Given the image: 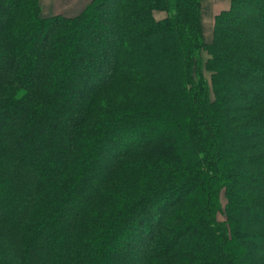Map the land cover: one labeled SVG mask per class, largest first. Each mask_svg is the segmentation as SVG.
<instances>
[{"label": "trees", "instance_id": "16d2710c", "mask_svg": "<svg viewBox=\"0 0 264 264\" xmlns=\"http://www.w3.org/2000/svg\"><path fill=\"white\" fill-rule=\"evenodd\" d=\"M200 4L0 0V264H264V0Z\"/></svg>", "mask_w": 264, "mask_h": 264}, {"label": "rangeland", "instance_id": "374dc122", "mask_svg": "<svg viewBox=\"0 0 264 264\" xmlns=\"http://www.w3.org/2000/svg\"><path fill=\"white\" fill-rule=\"evenodd\" d=\"M91 0H39L40 6H41V13L43 16H50L53 14H64L68 16H73L78 14L84 7L90 2ZM203 1V0H201ZM210 1L213 0H204V5L201 2L200 9H201V22H202V35L203 39L206 42H210L213 36L214 27H215V21L217 14L212 17V20H206V16L204 15L206 10L203 9L205 6H208V3L210 4ZM231 1V0H230ZM160 11V10H159ZM223 11V10H221ZM220 11V12H221ZM219 12V13H220ZM204 18V21H203ZM207 36V37H206ZM207 50H203L201 52L202 59L205 60L208 56ZM170 64H172L170 62ZM169 69L171 71L175 68V66H168V62H165L162 64V68ZM206 75L208 76L209 73L206 72ZM224 200V199H223Z\"/></svg>", "mask_w": 264, "mask_h": 264}, {"label": "crops", "instance_id": "0c3cea01", "mask_svg": "<svg viewBox=\"0 0 264 264\" xmlns=\"http://www.w3.org/2000/svg\"><path fill=\"white\" fill-rule=\"evenodd\" d=\"M204 5V0L201 1ZM230 5V0H213L210 1V4L208 3V6L205 8L203 7V9L206 10L205 12V16H206V20H212L217 13H219L221 10H225L229 7ZM166 15V13L164 11H159L156 10L154 11V16L157 19L163 18ZM204 21V18H203ZM207 37V36H206Z\"/></svg>", "mask_w": 264, "mask_h": 264}]
</instances>
